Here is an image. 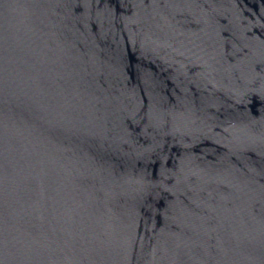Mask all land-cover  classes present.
<instances>
[{"label":"water","instance_id":"water-1","mask_svg":"<svg viewBox=\"0 0 264 264\" xmlns=\"http://www.w3.org/2000/svg\"><path fill=\"white\" fill-rule=\"evenodd\" d=\"M0 264H264V0H0Z\"/></svg>","mask_w":264,"mask_h":264}]
</instances>
